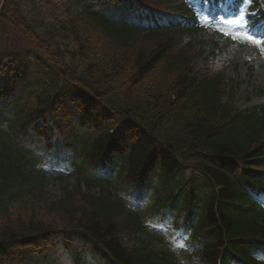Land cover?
<instances>
[{
	"label": "trees",
	"instance_id": "16d2710c",
	"mask_svg": "<svg viewBox=\"0 0 264 264\" xmlns=\"http://www.w3.org/2000/svg\"><path fill=\"white\" fill-rule=\"evenodd\" d=\"M40 1L65 0L0 9V43L30 45L0 49V264L57 253L72 264H264V102L238 113L224 73L192 72L197 3L111 0L127 14L119 24L104 0L48 23ZM38 121L44 151L26 141ZM51 128L75 153L74 174L40 165ZM134 187L152 190L155 214L172 210L186 252L130 207Z\"/></svg>",
	"mask_w": 264,
	"mask_h": 264
},
{
	"label": "rangeland",
	"instance_id": "374dc122",
	"mask_svg": "<svg viewBox=\"0 0 264 264\" xmlns=\"http://www.w3.org/2000/svg\"><path fill=\"white\" fill-rule=\"evenodd\" d=\"M94 3H95L94 0H65L62 3H55V5L52 6V5L46 4L45 1H40V3H38V6H39V9L42 11V14L40 15V17L47 18L48 23H53L55 20L75 11L77 8H80L82 6L89 5V4L92 5ZM112 7H115V5H113ZM48 14H51V15L49 16ZM123 15L124 13L121 14L122 17ZM228 26L229 25L227 22L222 23V25H220L221 28H224L226 30L230 27ZM205 40L206 42L204 44V48L206 52L202 57H199L196 60L197 68L201 67L203 64L207 62L208 56L213 47V44L214 42L217 41L219 44V47L223 50L228 63L230 65L238 64L240 68L239 77H237V79L240 80V85L238 86L239 89L235 97L237 106L244 108V107H247V106L263 101L264 96L260 95L256 91V89L264 86V67L260 65L261 58H263V56L259 52V50L262 51V48H264V45L258 46L256 44L249 43L246 46H241V45L239 46L232 41L231 37L226 38L222 35L221 32H216L215 29H210L207 31V33L205 34ZM13 42L14 44H12L11 39H6V38L3 39L0 43V49L2 50H5V48H9L12 50L30 49L29 48L30 45L28 44V42L21 38H17V39L13 38ZM24 55H25V52H24ZM14 58L16 57L4 59V63L11 64L12 66V62ZM247 65L254 66V73H253L252 78H248L247 76V73H246ZM229 72L235 75V72H233L232 68L229 69ZM1 82L4 83V77H1ZM36 124H39V123H36ZM36 124L33 125L32 128H34ZM2 127L7 128L6 124L2 125ZM52 132L55 134L53 142L55 144H59L60 139L56 135L55 130H52ZM35 138H36L35 135H33L31 131V137L29 138V142H34ZM38 145L39 147L44 146V144L43 145L38 144ZM52 153H54V151H52ZM42 165L46 168V170L49 173H58L61 171L71 172L75 169L73 165L71 164L66 165L63 168H60V167H57L51 164H48L47 166L44 164V162L42 163ZM51 189L53 193H58L61 190V186L54 185L53 183L51 185ZM151 201H152V192L149 191L144 195L143 199L141 200V203L138 206L142 209V211L148 214L147 210H148V206L151 204ZM149 220H150V223L153 224L151 228L155 231L163 230L164 232H166V234L170 232H175L179 234V231H175L172 229L173 224L175 223H169L168 225H166L163 220L156 218V217H150ZM174 236L175 235L173 234L172 237L174 238ZM180 238H183V237L175 238V244L181 249L182 252H185L186 248H184V246H186L185 243H186L187 236H185V238L181 240ZM41 264H72V263L69 262L66 259V257L62 256L61 254H57L53 256L52 258H50L49 260L44 261ZM84 264H96V263L90 257L85 256Z\"/></svg>",
	"mask_w": 264,
	"mask_h": 264
},
{
	"label": "snow or ice",
	"instance_id": "6c2138e0",
	"mask_svg": "<svg viewBox=\"0 0 264 264\" xmlns=\"http://www.w3.org/2000/svg\"><path fill=\"white\" fill-rule=\"evenodd\" d=\"M221 32H224V29H219ZM225 35H230V33L225 32ZM245 39L247 41H250L258 46L264 45V39H257L255 36H252L250 34H244ZM262 51H264V48H262Z\"/></svg>",
	"mask_w": 264,
	"mask_h": 264
}]
</instances>
